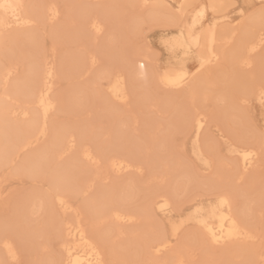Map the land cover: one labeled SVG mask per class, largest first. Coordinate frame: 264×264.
<instances>
[{
  "label": "bare ground",
  "instance_id": "1",
  "mask_svg": "<svg viewBox=\"0 0 264 264\" xmlns=\"http://www.w3.org/2000/svg\"><path fill=\"white\" fill-rule=\"evenodd\" d=\"M38 1L39 2L36 3V0H0V19H2L7 13L9 22L12 24V27L8 29L7 45L5 44L3 37L5 29L3 25H0V179H2V173L4 174L6 170H11L13 175L30 180L32 183H44V186L46 188L45 190L34 189L29 193L23 195L19 202L13 203L12 206L10 205L11 212L8 217L5 216L6 219L2 217V215H0V259H3L6 256L8 248L15 249L19 258L20 252L25 249L29 243H32L33 245H37V248L40 249V257L42 256V259L38 260L34 264H41V262L51 260L60 261L62 262V264H96L98 257L103 258L105 261H107L106 259L108 256L106 257V255L108 253H106L107 251H105V248H108V250L111 251L109 247L110 237H112L113 239V236H116L117 238V236L123 235V231L120 230L117 225L120 223L133 222L134 220H136V216L138 217V215L141 214L140 212H147L148 214L150 213L151 215L154 214L164 218V226L166 227L168 232L164 235H157V233L152 229L153 231L148 233V238L138 245V250L135 252V254H133V257L134 255H138L143 258L145 257L148 260L156 259L158 256L156 255L155 249L157 247H160V254L170 249L173 240L176 241L179 237L180 232L189 224L184 225L175 236L173 235L174 225L179 226L182 220H191L192 223L190 224H192L197 231L196 235L194 234V241L199 243H203L204 239L206 237H209L212 233H215L218 236L222 235L226 237L230 231L238 227L241 230L240 236L239 238H234L229 243V245L231 243H250V256L254 257L253 260L256 258V260H254L256 261L255 264H261V261L264 260V256H258L253 253L254 251H251L256 246V241L254 240L256 239L257 235L250 229L251 226H249V224L246 222L244 216L242 215L243 213L240 214V212L236 210L233 202V196H235L233 195L234 193L232 194L226 191L217 192L216 194L212 195L214 196V198L211 196L212 200L207 199L204 202L199 200L196 201L191 198L192 200L190 201L192 203L190 202V208L188 207V211L181 216L173 215L174 210L178 209L174 193L163 192L161 194L155 195L154 197H151L149 202H147L148 204H146V206H144V208L140 210L138 212L139 214L137 215L136 212L132 211V209H129L127 206V204H129L128 201H130L136 195V190L133 186L134 181L132 182L131 180L123 184L119 190L114 192L113 190H111L112 192L110 194L104 193L102 190L99 191L96 198H94L92 201L86 202V204L84 205V211L82 212L83 219H80L78 214L76 217H74L73 223H71L70 221H66L68 219H65V221L62 223H58V221H63V219L57 220V223L53 220L54 208H58L62 213V216L67 212L72 213L71 211L74 205L72 204V201L74 198L81 195L79 193L80 191L82 192L80 188H82L81 186H83V184H85L88 180L87 179L86 181H84L85 177H82L84 169L80 167L81 162H90L92 166L95 165L94 167H96L98 163H102L103 167L107 168L109 171H112L116 174L121 173V175L123 172L131 170L135 165H133L132 160H130L126 156H123L124 154L122 155L120 151H91L89 149L90 147L88 148V146L83 142L85 137L83 128L79 129L75 126H69L66 122L68 121V119L65 120V123L62 121V123H60L59 121L57 122L55 120V117L64 111L73 112L81 110L82 106H84L87 102L86 90H88V88L84 87V85L81 86V84H78L77 82L71 85L63 98L60 97L61 93L59 94V92L57 91L59 81H61L62 77H65V79L67 80H76L81 76L84 69L83 67L86 64L88 65V67L92 66L96 61V58L93 54H74L73 57L70 56V59L66 61L63 60L67 65V68H65V63L63 61H58L60 58H56L54 53L55 49L50 47V50L54 55L50 56L52 58L49 59V56H46L45 51L39 41L40 38L44 39V37L40 36L39 28L34 29V27H41L42 25H45V20H51L55 22V20H57L64 13H62V6H64L63 3H65V7H67L68 3H70V5H73L74 3L76 4V2H82V0H61V2H59L60 0ZM123 1L129 7V9L146 8L145 12L143 10L145 14H141L142 16H132L130 21H128L129 23L127 22L128 24L125 27L126 34L137 33L141 25L146 24L144 22H147L148 24V22L152 23L160 19H163V21L166 19L169 24L172 25V29L175 28L174 33L162 40V45L165 47V50L171 57V62L167 64V66L164 67V69H162L160 72L152 73V78L162 89L182 90L184 88H177L166 85L164 83L166 77L172 79H177L182 76L186 77V86H188L189 83H191L194 79L193 74L197 73V69L200 68L199 55L201 53L207 55V48L210 41H212L213 39L214 43L212 44V46L220 56V60L211 68H206L201 71L198 75H202V77L204 74L206 75L209 73L208 75H210V72L217 66H219L220 62H241L242 66L247 67L245 61L248 59L245 57V55H248L250 53L252 54L253 48L255 49V51H257L262 46V41H264V22L261 21V17L259 15L261 7L264 6V0H243L245 3L254 1L255 3L261 4V6L253 10L249 14H245L243 10H240L239 14L241 15V19L238 23L232 20L227 14H224L225 12L223 11L226 4L224 0ZM228 2L231 3L228 4V6L231 7L230 5H232L233 3L231 1ZM16 3H23L25 5H44L45 7L26 8L25 10L20 12L19 18L17 19L12 16L11 10L7 9L6 7L7 5ZM82 3H84V0ZM86 4L87 3H85V5L82 6L83 8L81 9L77 3L76 5H78V8L80 9H76L77 11L72 13L70 16L66 15L65 13V15H63L64 19L66 17L69 21H65L67 23L64 24L62 23L63 25L53 27L50 30L51 36L53 38H56L59 32H68L66 27L69 24H72V26L74 25L73 30L69 31L72 32L70 34L72 38H69L73 39L75 42L77 37L79 38V36L84 34L86 31L89 32V30L92 31L95 35L100 34L105 27L103 21L107 19L106 17L108 15L105 11L106 6H103V8ZM52 6H55V8H52ZM117 13L119 14V12ZM209 14L211 15V20L208 21L207 16ZM164 22L166 23V21ZM157 23L159 24V22ZM156 26H158L157 28H159V25ZM162 26L163 25H161L160 28H162ZM166 27L167 26H165L164 29H166ZM210 27L214 29V35L209 31ZM40 29H43V27H41ZM97 29H99V31ZM121 31L123 30H118V33H120ZM113 37L116 39L118 36ZM114 38L112 39L111 37L110 39L114 41ZM233 40L236 42H234ZM228 46L229 49H232H230V51L234 52V58H231L230 60L229 58L231 52H228ZM253 56H255V54ZM189 57L193 58V60L195 61L193 70H190L185 64V61ZM250 60L252 61V59ZM97 61H99V59ZM258 65L260 66V64L256 63V66ZM141 71V69H138L133 71V73H140ZM114 73H116V71L108 69L100 71L99 74L95 77L96 80L94 79V84L97 80L102 79L106 75H113ZM212 73H214V71H212ZM233 74L232 76H234ZM118 81V93L115 96V100L117 102H125L128 98L129 93H127L126 87L124 86V79L122 78V76ZM249 83L251 82L249 81L246 85L245 82L244 85H246V87H244V89L242 90V97H237V101L242 103L243 100L250 99L257 102V104H259L260 106L263 105L261 103V85H257V83H254L255 86H251L248 85ZM208 84H210V82H208ZM197 91L198 89L196 90V93ZM223 92L224 91L222 90V94ZM188 97L190 98V96ZM201 99L203 100V98ZM206 117L207 116L196 112V110L190 115L186 116V120L191 122L192 128L190 130L196 144H199V137L204 130ZM208 118L210 121V117ZM68 122L71 123V121ZM201 124H203V127L200 126ZM6 130L7 136L5 135ZM230 143L232 142L230 141ZM196 144L193 145L191 142V151L195 159L202 163V165H204V163L202 162L203 160L211 161L202 154V151L199 148L200 145L198 146ZM234 145L240 148L247 146L243 144ZM257 147L259 148V146ZM224 149L225 153H227L228 148L226 147ZM5 152H7L8 159L10 161H15L14 166H6ZM226 158L233 159V162L237 166V169L239 170L241 176H245L244 174L246 172L244 170V161L241 156L232 155L226 156ZM257 160L258 158L255 160V163L251 168L256 166ZM35 163H40L42 167L40 169H35L33 167ZM188 175L189 174H187L186 171H182L181 173H179L178 177L179 179H181L183 177H188ZM68 180H71L74 189L71 194L66 191ZM1 183L2 181H0V186H2ZM224 193H227L228 199L230 201V203L227 205H222L220 202V197ZM16 196H19V194ZM2 200L3 194L0 189V204L4 203ZM240 207L241 206L239 205V209H241ZM247 207L249 209V205L245 206V208ZM181 210L178 209V211ZM37 217L39 218V221L35 220ZM33 221H38V224L36 223V225L35 223H33ZM89 222L95 225H100L98 226L100 228L97 227V229H94L92 228V225V227L89 228L87 226ZM108 223L110 224L108 225ZM101 224L104 225L101 227ZM249 235L255 237V239H249ZM52 240L56 243V249L54 251L52 250L50 245V242ZM164 243H168L171 246L168 248H164ZM120 246L122 247V245ZM120 246L117 247L120 249ZM120 250L119 253H121ZM124 250L126 251V248ZM179 253H181V251H179ZM113 256L114 258H117L115 254ZM180 260H182V258L177 259L175 262H179Z\"/></svg>",
  "mask_w": 264,
  "mask_h": 264
},
{
  "label": "rangeland",
  "instance_id": "2",
  "mask_svg": "<svg viewBox=\"0 0 264 264\" xmlns=\"http://www.w3.org/2000/svg\"><path fill=\"white\" fill-rule=\"evenodd\" d=\"M228 1H231L233 4H235H232L230 5L231 7H229L228 4L231 3ZM38 2L39 1L36 0V3ZM59 2H61V0ZM82 2H76V4L78 3L81 9L85 3H87L86 5L90 4L92 6L95 5L96 7L106 6L107 9L105 8V11L109 16L107 15V19L103 21L105 27L100 34L95 35L89 30V32L86 31L87 33L85 32L79 36V38L77 37L75 42L73 39H71L72 36H70L72 32H69L73 30L74 25L72 26V24H69V27H66L68 32H59L56 38L51 36L50 30L53 27L63 25L64 23H67L65 21H69L66 17L64 19L63 15H65V13L66 15L70 16L72 13L80 9L75 3V5H70V3H68L67 7H65L66 4L63 3L64 6H62V9L64 11L62 10V13H64L57 20H55V22L51 20H45V25L41 26L43 29H40V26L34 27V29L39 28L40 36L44 37V39L40 38L39 41L45 51L46 56H49V59L52 58L50 56L54 55L52 54L50 47L55 49L54 53L56 58H60L59 60L57 59L58 61H66L70 59V56L73 57L74 54L77 55L80 53L84 55L93 54L96 58V63L94 62L92 66L88 67L86 64L83 67L85 70L83 69L81 76L76 80H67L65 77H62L61 81H59L57 91L59 94L61 93L60 97L63 98L71 85L77 82L78 84H81V86L84 85V87L88 88V90H86L87 102L84 106H82L81 110L73 112L64 111L61 114H58L55 117V120L57 122L59 121L60 123H65V120L68 119V121H71V123L66 121L69 126H75L79 129L83 128L85 134L83 142L88 146V148L90 147L89 149L91 151H120L122 155L124 154L123 156H126L132 160V163L135 166L131 170L123 172L121 175V173L116 174L112 171H109L107 168L103 167L102 163H98L97 168V166L94 167L95 165L92 166L90 162H81L80 167L84 169L82 177H85L84 181L87 179L89 181L87 180L86 183L81 186L82 188H80V190H82V192H79L81 195L73 199L72 204L74 205L72 207V213L67 212L62 216L60 210L58 208H54V215L52 213L54 216L53 220L56 222L57 220L63 219V221H58V223H62L65 221V219H68L66 221L73 223L74 217H76L78 214L79 218L83 219L82 212L84 211V205L86 202L92 201L94 198H96L99 191L102 190L104 193L110 194L112 192L111 190H113V192L117 191L123 184L131 180L132 182L134 181L133 186L135 187L136 195L130 200L131 202L128 201L129 204H127V206L129 209H132V211L136 212L137 215L139 214L138 212L142 210L146 204H148L147 202H149L151 197L163 192L174 193L177 208L182 210H174L173 215L181 216L184 215L190 208V200L194 199L196 201L199 200L203 202L207 199L212 200V197L214 198V196H212L213 194L226 191L232 194L234 193L233 195L235 196H233V202L236 210L239 211L240 214L243 213L242 215L244 216L246 222L249 224V226H251L250 229L257 235L256 239L254 240L256 241V246L251 251H254L253 253L258 256H264V249L261 247L260 220L261 159L258 158L256 166L249 169L247 171L248 173L246 172L244 174L245 176H241L237 166L233 162V159L226 158L223 161L217 160L209 149L210 140L213 138L219 140L220 133H218L217 129L222 131L225 134V137L233 144L247 145L246 138L240 137L234 133L235 130L240 127L242 122L250 120L253 124V127L257 130V142L255 147L259 153V148L257 147L259 146L258 130L260 128H264V104L261 105V107L254 100L247 99V103H241L237 100L238 98L242 97V90L244 87H246L249 81L251 83L248 85L251 86H255L256 83L257 85H261L262 82H264L261 81L262 66L260 57L262 55V46L257 51L253 52L255 56H253V53L245 55L248 60L252 59L251 62H253V66L251 69L248 66H242L241 62H220V65L212 70L214 73L211 71L210 75H208V73L206 75L204 74L203 77L202 75L196 76L192 82L182 90H166L160 88L156 84L152 78V73L160 72L162 69H164V67L167 66V64L171 62V57L165 50V47L162 45V40L174 33L175 28L173 27L174 29H172V25H170L169 22L164 18V21H166L167 24L163 21V19L154 21L152 23L148 22V24L147 22H144L146 24H142L137 33L126 34L125 27L129 23L128 21H130L132 16L134 17L143 14L146 11V8L129 9L123 0H84V3ZM224 2L227 4H225V9L223 11L225 12L224 14H227L236 23H238L241 19V15L239 14L240 10H243L245 14H249L261 6V4L255 3L254 1L245 3L243 0H224ZM117 12H119V14ZM207 20H211L210 14L207 16ZM157 22H159V24ZM156 25H159V28H157L158 26ZM161 25L164 27L167 26L166 29H164L163 26L160 28ZM121 29L123 31L118 33V30ZM112 35L118 37L115 39ZM111 37L115 40H111ZM227 48L228 52H231L230 58L228 57L230 60L231 58H234V52L230 51L231 48L229 49V46ZM98 59L99 61H97ZM255 62L260 64V66H256ZM64 63V65H66V62ZM142 64L145 66L144 68H141ZM185 64L190 70H193L195 61L193 58L189 57L185 61ZM65 68H67V65ZM104 69L116 71V73L113 75H106L102 79L97 80L94 84L96 75H98L99 72ZM138 69H141L142 71L140 73H133V71ZM232 74L234 76H232ZM121 76L124 79V86L126 87L127 93H129L125 102H117L115 100V96L118 93V80H120ZM237 77H241V80ZM208 82H210V84H208ZM237 82L240 86L237 84ZM245 82L246 85H244ZM194 85H196L197 88ZM192 89L195 91L198 89L194 107L191 97ZM222 90L224 91L223 94ZM187 95L190 96V98ZM201 98H203V100ZM195 110L199 114L201 113L202 115L207 116L204 130L199 137V144L194 142V138L190 130L192 128L191 122L186 120V116L190 115ZM208 117H210V121ZM84 125L86 126V129ZM191 142L193 145H200L199 148L202 151V154L211 160V169L206 168L204 165H202V163L195 159L191 151ZM220 142L223 143V141ZM182 171H186L189 175L188 177L179 179L178 175ZM1 178L2 179H0V181H2V186H0V189L3 194L2 201L4 203L0 204V215H2L4 218L5 216L8 217L10 215V205L12 206L13 203L19 202L23 195L34 189H46L44 183H32L30 180L13 175L11 170H6L4 174L2 173ZM84 193H88L87 197L84 195ZM18 194L19 196H16ZM251 202H254L255 207L254 211L250 214L247 212L248 207L245 208V206L250 205ZM239 205L241 206V209H239ZM175 212L177 214L180 212V214L177 215ZM140 213L141 214L138 215L139 218L137 216L135 218L137 221L134 220L133 222L120 223L117 225L119 229L123 231V235L117 236V238L116 236H113V239L110 237L109 247L111 251L108 250V248H105V251H107L106 253H108L106 255V257L108 256L106 259L107 261L116 259L113 256L114 254L117 256V258H124L125 256V259L129 258V260H148L147 258H143L138 255H134L133 257V254H135V252L138 250V245L147 239L148 233L153 230L157 233V235L167 234L168 231L164 226V218L154 214H148L147 212ZM38 219L39 218L37 217L35 220ZM38 221H33V223L38 224ZM92 223L89 222L87 226L89 228L93 226L92 228L94 229H97V227L100 226L98 224L95 225ZM109 224L110 223H108V225ZM103 225L101 224V227ZM196 233V228L192 224H189L180 232L177 240H173L171 248L161 253L156 259L176 261L177 259L182 258V260L189 262V264H208L210 261H226L229 262V264L256 263V261H254L256 258L253 260L254 257L250 256V243H231L230 245L228 244L227 247L217 248L218 250L214 248V250L204 243L194 241V236ZM55 244L56 243L53 240L50 242L53 251L56 249ZM120 245H122V247ZM117 246H120V249L122 250H120ZM182 246H186V249L180 250ZM114 248L115 251H113ZM125 248L126 251L124 250ZM119 250L123 255L119 253ZM179 251H181V253H179ZM19 259L25 261V264H34L38 260L42 259V256L40 257V249L37 248V245L29 243L26 248L20 252Z\"/></svg>",
  "mask_w": 264,
  "mask_h": 264
},
{
  "label": "snow or ice",
  "instance_id": "3",
  "mask_svg": "<svg viewBox=\"0 0 264 264\" xmlns=\"http://www.w3.org/2000/svg\"><path fill=\"white\" fill-rule=\"evenodd\" d=\"M7 9L11 10V14L14 18H19L20 12L25 10L26 8H42L45 7L44 5H25L23 3H16V4H10L6 6ZM52 8H55V6H52ZM261 21L264 22V6L261 7L260 13ZM0 25H3L5 31L3 34L5 44L7 45L8 41V29L12 27V24L9 22L7 13L5 16L0 19ZM99 31V29H97ZM210 32L214 35V29L210 27ZM214 43V39L210 41L209 46L207 48V55H204L201 53L199 55L200 60V68L197 69V73L193 74V78H195L201 71H203L206 68H211L213 65L219 62L220 56L215 51V48L212 46ZM252 51L254 52L255 49L253 48ZM261 66H262V81H264V41H262V48H261ZM245 63L249 68L252 67L251 60H246ZM145 66L142 64L141 68H144ZM164 83L168 86L177 87V88H183L187 84V78L186 77H179L177 79H172L166 77L164 80ZM196 91L192 90V103L193 106H195L196 103ZM243 103H247V100H243ZM261 103L264 104V82L261 84ZM199 123V121H198ZM203 127V124L200 125ZM218 132H220L219 140L213 138L209 142V149L210 152L215 156L217 160L223 161L226 159V156H232V155H238L243 158L244 161V170L245 172L248 171L249 168L253 166L255 163V160L257 158L261 159V186H260V192H261V199H260V220H261V247L264 249V128H260L258 130V142H259V153L256 151V137H257V130L253 127V124L250 120L244 121L241 123L240 127L235 130V134L246 138L247 146L240 148L236 145L230 143V141L225 137V134L217 129ZM5 135L7 136V130L5 131ZM220 141H223L221 143ZM227 147L228 151L227 153L224 152V148ZM206 168L211 169V161L209 160H203L202 161ZM5 164L14 166L15 161H10L8 159L7 152H5ZM35 169H40L42 165L40 163H35L33 165ZM73 186L71 180L67 181L66 185V191L71 194L73 192ZM84 195L87 197L88 193H84ZM220 202L222 205H227L230 203L227 193H224L220 197ZM254 202H251L249 205V213L251 214L254 211ZM192 223L191 220L187 221H181L179 226L173 227V235L175 236L181 228L186 225ZM241 233V230L236 227L232 231L228 233V235L225 236H218L215 233H212L209 237H206L203 241L205 245H207L210 248H224L226 247L234 238H239ZM249 239H255V237L249 235ZM115 244V242H114ZM171 245L168 243H164L163 247L168 248ZM186 246H182L180 250H185ZM122 250V249H121ZM115 251V248H114ZM156 255L159 256L161 252V248L157 247L155 249ZM0 264H25V261L18 258L17 251L12 248H8L7 254L3 259H0ZM41 264H62L60 261L51 260L46 262H41ZM96 264H189V262L180 260L179 262L175 261H167V260H160V259H151V260H129L125 258H116L111 261H105L103 258L98 257ZM208 264H229V262L226 261H210ZM261 264H264V260L261 261Z\"/></svg>",
  "mask_w": 264,
  "mask_h": 264
}]
</instances>
